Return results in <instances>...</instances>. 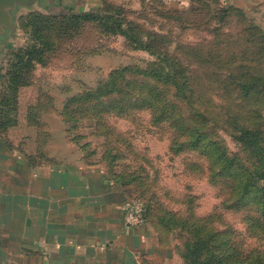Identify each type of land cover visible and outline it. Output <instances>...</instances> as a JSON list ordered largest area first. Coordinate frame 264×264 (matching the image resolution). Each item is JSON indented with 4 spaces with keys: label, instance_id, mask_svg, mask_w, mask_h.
<instances>
[{
    "label": "rangeland",
    "instance_id": "374dc122",
    "mask_svg": "<svg viewBox=\"0 0 264 264\" xmlns=\"http://www.w3.org/2000/svg\"><path fill=\"white\" fill-rule=\"evenodd\" d=\"M225 7L218 0L115 7L122 10L126 36L94 22L76 30L65 10L22 8L14 16L16 31L0 45V97L9 69H25L26 82L15 108L0 112L18 119L2 135L15 137L23 124L31 136L36 131L46 159H79L123 183L133 182L135 194L128 198L146 205L152 240L164 248L142 257L147 264H186L183 222L228 239L239 261L253 250L264 251V227L255 222L254 207L227 208L230 179L218 176L219 166L205 149L188 145V123L197 112L205 113L213 140L244 166H264L261 149L238 140L242 130L264 134V12L224 13ZM33 14L45 17L42 42L28 27ZM34 44L42 48L39 57L30 67L18 66L17 50ZM164 71L170 72L167 84H159L153 72L160 78ZM111 75L116 82L108 84L123 91L122 98H114L123 111L89 112L85 95ZM182 83L189 89L175 98L174 87ZM72 98L68 104L74 112L66 122L63 106ZM257 143L264 147L261 139Z\"/></svg>",
    "mask_w": 264,
    "mask_h": 264
},
{
    "label": "crops",
    "instance_id": "0c3cea01",
    "mask_svg": "<svg viewBox=\"0 0 264 264\" xmlns=\"http://www.w3.org/2000/svg\"><path fill=\"white\" fill-rule=\"evenodd\" d=\"M147 1L43 0L42 6L80 13L104 5L137 9ZM218 2L247 15L264 12V0ZM18 128L15 137L0 135V264H147L142 257L164 249L147 224L125 227L128 197L103 169L46 159L36 131Z\"/></svg>",
    "mask_w": 264,
    "mask_h": 264
},
{
    "label": "trees",
    "instance_id": "16d2710c",
    "mask_svg": "<svg viewBox=\"0 0 264 264\" xmlns=\"http://www.w3.org/2000/svg\"><path fill=\"white\" fill-rule=\"evenodd\" d=\"M222 10L224 13L226 11H237L242 15L245 14L244 11L242 12L241 10L232 7H225V9ZM121 11V9L109 5H104L98 10L80 13L66 10L67 18L70 19L71 23L70 27L76 30L82 24L94 22L98 27L103 28L105 31L126 36L125 32L127 29H125L123 22L120 20V15H122ZM44 18L45 17L40 16V14H33L29 18L28 27L32 30L31 36L39 42H42L40 35L43 33ZM52 22L54 21H48V24H51ZM41 51L42 48L36 47L35 44L27 46L25 49L17 50L15 53L16 56H14L16 57L15 63L22 68L30 67L31 61L36 57H39L38 55ZM24 59L26 66H22ZM22 70L25 69H9L6 87L4 89L5 93L0 97V112H2L1 110L4 107H8L6 110L7 112L9 111V108H15L19 89L26 85L25 79L21 75ZM113 75H111L112 77H110L108 81L105 80L101 87L97 88L94 92L85 95V98L89 101V112L95 109H97L99 114H106L112 109L118 110L119 112L123 111V104H116L118 102L114 99L116 96L122 98L121 94L123 91H115L114 85L111 84V88L108 84L116 82L115 78L113 79V77H115ZM153 75L157 77L159 84H167L166 79H168L170 72L164 71L163 76L160 78L158 72H153ZM1 78L2 77L0 76V81L2 80ZM242 84L243 92L244 94H247L250 90V86H244L247 84L246 82ZM174 89L175 92L173 96L178 98V92L182 93L184 89H189V87L186 86V83H182L181 86L175 85ZM73 99L74 98L70 99L68 102L66 101L63 106L62 115L66 122H69L67 116L74 112L69 109L70 104H68ZM152 104L153 105L150 106L153 108L156 103ZM196 114L197 119L188 123L189 127L187 133L188 138H190V140H188V145L193 149L199 147L205 149L206 154L213 157V161L219 166V171L217 173L218 176L221 177V175H223L230 179L229 182L231 185L228 188L230 195L232 196V203L227 208L240 211L245 207H254V212L256 214L254 220L259 226L264 227V166L258 168L244 166V164L237 159L236 155L229 154L227 149L223 147L221 143L212 139V133L207 129L208 123L205 113L197 112ZM14 118L7 117L6 114L0 115V135L5 133L9 128L18 125V119L16 117ZM238 138L239 141L243 142L244 146L248 145V148L254 146L255 148L261 149L260 153L264 160V147L259 148L260 145L257 143V140L259 139L264 143V134L260 131L251 132L242 130ZM107 175L110 179L119 183L120 187L124 189L127 197L135 194V190L132 188L133 182L123 183L120 178L113 177L110 174ZM143 206L144 221L146 224V205L143 204ZM175 223L178 222L175 221ZM181 227L187 228V240L184 243L186 251L184 257L186 259V264H264V251L260 252L253 250L250 252L249 256H244L243 260L239 261V254L235 251V248L232 245H229L230 241L228 239H224L222 236L220 237L217 233L203 230L202 227H198L194 224H186V222H183Z\"/></svg>",
    "mask_w": 264,
    "mask_h": 264
},
{
    "label": "water",
    "instance_id": "95a60500",
    "mask_svg": "<svg viewBox=\"0 0 264 264\" xmlns=\"http://www.w3.org/2000/svg\"><path fill=\"white\" fill-rule=\"evenodd\" d=\"M43 0H0V45L2 39L16 31L14 16L20 9L42 7Z\"/></svg>",
    "mask_w": 264,
    "mask_h": 264
},
{
    "label": "built area",
    "instance_id": "2783aa9c",
    "mask_svg": "<svg viewBox=\"0 0 264 264\" xmlns=\"http://www.w3.org/2000/svg\"><path fill=\"white\" fill-rule=\"evenodd\" d=\"M161 3L167 5L179 3L182 0H160ZM144 221V206L141 200L136 198H128L124 208V224L128 229L142 226Z\"/></svg>",
    "mask_w": 264,
    "mask_h": 264
}]
</instances>
